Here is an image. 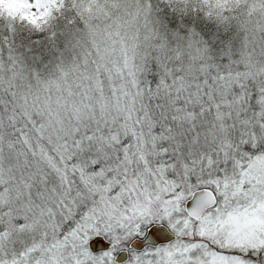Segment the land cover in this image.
<instances>
[{"label": "snow or ice", "instance_id": "snow-or-ice-1", "mask_svg": "<svg viewBox=\"0 0 264 264\" xmlns=\"http://www.w3.org/2000/svg\"><path fill=\"white\" fill-rule=\"evenodd\" d=\"M120 252L264 264V0H0V264Z\"/></svg>", "mask_w": 264, "mask_h": 264}, {"label": "water", "instance_id": "water-1", "mask_svg": "<svg viewBox=\"0 0 264 264\" xmlns=\"http://www.w3.org/2000/svg\"><path fill=\"white\" fill-rule=\"evenodd\" d=\"M172 239L171 233L163 225H151L149 226L145 236L143 238L136 239L132 242V247L136 250H142L147 246H158L162 243H167ZM98 240L91 242L92 251H99L97 248ZM104 248H107L108 245H103ZM127 259V254L120 252L116 254V262H123Z\"/></svg>", "mask_w": 264, "mask_h": 264}, {"label": "flooded vegetation", "instance_id": "flooded-vegetation-1", "mask_svg": "<svg viewBox=\"0 0 264 264\" xmlns=\"http://www.w3.org/2000/svg\"><path fill=\"white\" fill-rule=\"evenodd\" d=\"M163 244H165V243H163ZM159 245H162V244H159ZM159 245H158V246H159ZM147 247H148V246H147ZM153 247H154V246H153ZM143 249H144V248H143ZM143 249H142V250H143ZM137 251H141V250H137ZM116 264H124V261H123V262H116Z\"/></svg>", "mask_w": 264, "mask_h": 264}]
</instances>
